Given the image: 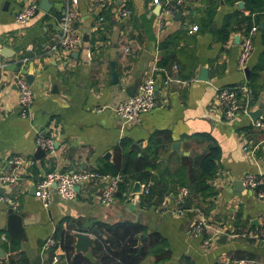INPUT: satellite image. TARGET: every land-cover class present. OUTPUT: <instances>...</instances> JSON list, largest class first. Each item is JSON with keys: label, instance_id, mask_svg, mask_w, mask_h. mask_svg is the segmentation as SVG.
I'll list each match as a JSON object with an SVG mask.
<instances>
[{"label": "crops", "instance_id": "obj_1", "mask_svg": "<svg viewBox=\"0 0 264 264\" xmlns=\"http://www.w3.org/2000/svg\"><path fill=\"white\" fill-rule=\"evenodd\" d=\"M172 1H177L175 13L180 15L159 22L150 0H115L129 3L130 15L121 20L113 17L111 0H77L75 29L87 39L75 51L46 56L45 47L60 33L57 23L66 0H48L50 10H40L24 25L14 22L22 0H0V172H16L7 161L15 154L33 162L24 164L19 179L0 191L17 200L13 212L21 217V230L10 236L6 232L9 208L0 201V264H94L100 258L104 264H123L120 246L133 237L145 252L134 264H214L226 258L264 264V199L246 189L236 191L232 184L247 172L264 174V126L257 125L264 118V65L254 73L264 51L261 28L257 27L251 53L240 69L236 56L241 32L231 31L224 42L215 33L226 14L234 10L247 14L244 4L239 8L237 1L218 0L210 24L203 28L199 21L206 13L204 0ZM101 10L103 21L98 23ZM194 24L197 29L188 32ZM170 36L174 37L168 48H160ZM162 53L170 61L169 70L157 66ZM24 57L27 60L21 63ZM110 62L115 78L110 76ZM10 64H16L17 70H6ZM179 66L191 75L189 79L171 75ZM201 68L206 69L205 80L196 79ZM156 72H162L163 78ZM16 73L32 91L26 117L19 115L12 80ZM167 75L170 82L161 86ZM149 76L157 87L153 106L121 124L113 107ZM241 83L252 90L250 107L246 114L224 121L211 106L214 94L220 87ZM257 110L252 119L249 113ZM38 132L54 140L49 156L37 153ZM154 132L168 140L153 155L146 144ZM212 143L219 149L218 169L209 180L216 194L187 198L188 207H198L199 215L173 213L170 194L165 208L161 207L162 197L139 193L144 181H124L120 174L115 199L107 206L99 204L97 181L80 186L73 200L51 192L46 207L33 197L34 182L49 170L97 171L104 163L122 170L143 156L149 159L145 168L152 174L163 169L173 175L182 171L187 177ZM242 146L253 148V156ZM197 217L207 224L206 233L221 231L204 250L200 247L204 234L186 233ZM74 232L90 236L92 261L74 248ZM50 237L54 244L44 248ZM160 244L162 249L157 247ZM53 256L59 258L56 263Z\"/></svg>", "mask_w": 264, "mask_h": 264}, {"label": "built area", "instance_id": "obj_2", "mask_svg": "<svg viewBox=\"0 0 264 264\" xmlns=\"http://www.w3.org/2000/svg\"><path fill=\"white\" fill-rule=\"evenodd\" d=\"M152 5H159V22L163 19L171 18L175 13L178 3L172 0H150ZM77 0H66L63 5V11L58 19V27L60 33L57 35L54 42L47 45L43 54L51 56L56 52L60 55L66 54L71 51L77 50L81 43L82 37L79 32L76 31L75 21L78 17L76 10ZM38 0H22L19 9L14 14V22L18 25H24L33 16L39 12ZM110 11L114 18L124 19L130 15V8L123 2L116 4L114 0L110 2ZM97 22L103 21L102 16L97 17ZM197 25H191L188 32L195 31ZM257 30L256 24H251L249 29L241 32L238 40V51L236 56V64L242 69L248 59L252 50L253 35ZM126 50V49H124ZM88 55V53L86 54ZM27 58H21L19 61L24 63ZM1 67V64H0ZM156 69V68H155ZM13 83L18 91L17 105L19 108V115L26 117L29 115V106L32 102L33 96L30 87L25 79L18 73L12 76ZM170 82L167 75L161 86H166ZM155 82L154 79L149 76L140 80L132 95L118 102L112 109L114 116L125 124L131 122L137 118L140 114L147 112L153 106L155 102L154 91ZM252 97V90L246 83L235 84L220 87L216 90L212 108L220 115V118L224 121H229L236 116L237 113L246 114L249 109V102ZM258 126H264V118L262 122L257 123ZM35 142L40 147L46 156H49L54 149V140L51 136H45L41 133H36ZM242 150L246 151L249 155L253 156V148L242 146ZM7 161L14 165L16 172L5 173L0 172V189H4L9 185L15 183L19 179V174L24 171V164L31 165L32 159L24 158L21 155L9 156ZM121 177L119 174H102L91 169H79L75 172H61L56 169L47 171L41 178H39L33 184V197L36 198L43 207H46L50 203L51 192H54L62 200H73L76 196L77 189L90 182L97 181L100 184L98 201L102 206L111 204L118 189ZM241 182L242 189L249 190L254 193V196L259 199H264V174L244 173L238 178ZM150 181L144 182L139 186V193L143 195L148 194V187ZM171 195L174 208L173 213L181 214L183 211H191L199 215L200 210L196 206L183 208L182 204L185 199L189 197L188 191L185 187H179L176 190L175 195ZM169 197L167 195L162 197L161 207L165 208ZM0 201L5 203L11 211L17 210V200L9 196L0 194ZM208 227L205 221L197 217L192 225L186 230L188 235L204 234L202 237L200 247L204 250L207 249L213 239L219 235L220 230H214L213 232L206 233ZM4 239V236H1ZM54 240L50 237L44 243V248L52 246ZM57 256H53L52 262L58 261ZM251 260L226 258L216 261L214 264H251Z\"/></svg>", "mask_w": 264, "mask_h": 264}, {"label": "trees", "instance_id": "obj_3", "mask_svg": "<svg viewBox=\"0 0 264 264\" xmlns=\"http://www.w3.org/2000/svg\"><path fill=\"white\" fill-rule=\"evenodd\" d=\"M236 1H242L244 4V11H247V14H243L242 11L234 10L226 14L222 22L216 31V39L220 42L226 41L228 34L231 31H239L244 32L249 29L251 24H256L258 27L260 23H262L261 27V35L264 40V0H224V2L228 4H233ZM115 2V0H114ZM218 0H204V4L206 5V13L205 17L199 21L201 27L206 28L210 22L214 12L215 5ZM126 5L129 3L126 2ZM104 11L101 10L98 13V16H103L102 13ZM57 15V14H56ZM59 15V14H58ZM174 36L168 37L161 45L160 48H168V45L171 42V39ZM172 53L171 51L169 52ZM170 61L166 56L161 55L159 60H157V66L163 67L166 70H169ZM264 65V51L260 53L258 61L254 67V73L260 70ZM183 66H179L172 76H175L180 80H187L191 77L190 74L182 73L180 68ZM160 78H163L162 72H156ZM251 76H249L250 78ZM161 132H154L147 140L146 149L150 154H155L160 151V147L164 146L163 143L168 140V138H163L160 136ZM218 157H219V149L215 143L210 144L207 147V150L204 154H202L199 159L196 161L195 165L192 167L191 175L185 177L182 171H177L174 175L169 174L168 171L163 169H157L154 174L150 173L148 169L145 168L146 163L149 162V159L146 156L138 158L135 162H129L130 167L119 170L115 165L104 163L102 167L97 169L98 172L101 173H109V174H120L123 177L124 181L137 180V181H150V185L148 187V197L160 199L161 197L169 194L175 195L176 190L179 187H185L188 191L189 198H210L216 194L215 189H213L212 185L209 184V180L215 174L218 169ZM154 159V157H153ZM149 166L151 168L156 167L155 164L150 163ZM136 170L134 173L128 174L129 170ZM140 169L141 171H139ZM176 178V179H174ZM113 227V226H112ZM110 226V228H112ZM127 231H124V235ZM136 237L131 238V240L124 242L122 244L119 257L120 261L124 262L123 264H133L141 255L145 252L142 247L137 246ZM159 249H162V245L157 246ZM153 249V248H152ZM108 261L106 260V263ZM102 258L98 259L94 264H104Z\"/></svg>", "mask_w": 264, "mask_h": 264}, {"label": "water", "instance_id": "obj_4", "mask_svg": "<svg viewBox=\"0 0 264 264\" xmlns=\"http://www.w3.org/2000/svg\"><path fill=\"white\" fill-rule=\"evenodd\" d=\"M236 5L239 7V8H242L243 7V2L242 1H237L236 2ZM50 3L48 2V0H39L38 1V8L39 10L43 11V12H48L50 10ZM159 8L160 6L159 5H156L155 6V13L157 14L158 11H159ZM180 14L177 12L174 14V18H177ZM73 26H75L73 24ZM262 24H260L258 27L261 28ZM210 29H212V27H210ZM236 38L235 37V41H236ZM87 38L86 36H82V40L85 41ZM109 68H110V76L111 77H114L115 78V74H114V70H113V63L110 62L109 63ZM5 69L6 70H9V71H16L17 70V66L16 64H10L9 66H5ZM244 72H246V69H244ZM197 80H205L206 79V69L205 68H201L199 70V73L196 77ZM114 82L116 81V79L113 80ZM136 87V84H134V86H132V92L134 91ZM154 91L156 92L157 91V87L154 86ZM132 95V93H129V96ZM154 97L156 98V94H154ZM259 114V111H255V112H250L249 115L251 116L252 119H255L257 117V115ZM37 153L40 155V156H43L44 154V151L38 147L37 149ZM107 155V154H106ZM105 155V156H106ZM233 186H234V189L236 191H240L242 186H241V182L239 180H234L232 182ZM34 189V188H32ZM75 190H77V186H75ZM0 191H2L0 189ZM182 207L183 208H187L188 205H187V199L184 200L183 204H182ZM8 213V220H7V225H6V232L10 235V236H13V237H16V233L18 231L21 230V217L19 214L17 213H14L13 211H11L10 209H8L7 211ZM72 237L74 238V248L78 251H81L83 252L84 254V257L87 258L88 260L92 261L93 258L91 256V253H90V250L89 248L91 247V243H92V240L90 238V236H88V234L86 233H82V232H74L72 234Z\"/></svg>", "mask_w": 264, "mask_h": 264}, {"label": "rangeland", "instance_id": "obj_5", "mask_svg": "<svg viewBox=\"0 0 264 264\" xmlns=\"http://www.w3.org/2000/svg\"><path fill=\"white\" fill-rule=\"evenodd\" d=\"M134 264V263H133Z\"/></svg>", "mask_w": 264, "mask_h": 264}]
</instances>
